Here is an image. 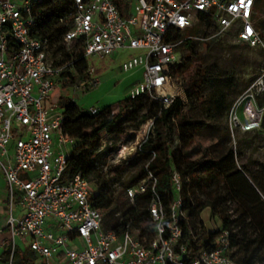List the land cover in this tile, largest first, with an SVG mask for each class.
Masks as SVG:
<instances>
[{"label": "built area", "instance_id": "built-area-1", "mask_svg": "<svg viewBox=\"0 0 264 264\" xmlns=\"http://www.w3.org/2000/svg\"><path fill=\"white\" fill-rule=\"evenodd\" d=\"M42 2L0 0V178L8 212L0 235L7 228L9 264L18 241L26 242L41 264H187L179 174H171L176 193L171 204L153 195L147 224L127 225L120 234L103 229L102 212L89 199L91 183L80 173L65 175L68 148L75 141L65 136L63 114L52 95L70 81L68 73L76 74L80 60L86 69L73 87L86 93L99 84L90 58L112 59L121 50H139L120 65L124 74H140L128 97L148 94L167 107L183 88L172 73L185 40L179 34L197 26L200 18L214 25L213 37L231 36L264 55V38L255 28V0H70L60 19L70 25L62 45L67 52L77 47L81 57L69 60L56 53L48 38L34 34L32 9ZM89 112L95 114L96 108ZM262 121L264 68L229 110L226 128L233 148L235 132L259 129ZM120 151L118 157L125 159ZM155 183L147 173L124 190V197L132 203L148 188L153 191ZM231 252L230 234L221 230L190 264H237Z\"/></svg>", "mask_w": 264, "mask_h": 264}, {"label": "trees", "instance_id": "trees-1", "mask_svg": "<svg viewBox=\"0 0 264 264\" xmlns=\"http://www.w3.org/2000/svg\"><path fill=\"white\" fill-rule=\"evenodd\" d=\"M69 5L70 0H43L32 9L34 34L48 38L56 45V53L66 60L81 57L77 47L67 52L62 45V36L70 29V25L61 23L60 19L66 17ZM254 20L256 30L264 38V0H255ZM209 25L208 20L200 18L196 27ZM197 28L186 30L184 36L182 35L185 38L182 47L187 50V54L172 72L174 77L181 79L182 87L184 82H190L191 88L184 93V98L176 97L169 106L163 107L158 99L144 94L134 99L127 96L117 106L107 105L91 114L89 109L78 107L70 98L59 97L63 132L75 141L65 175L80 173L91 183L89 199L100 211L110 209L115 203L114 190L111 187L115 178L127 176L122 186L124 195V190L136 186L147 173L155 177L153 191L148 188L143 194L136 195L132 203L125 198L128 209L120 214L113 227H103L120 234L127 225L139 227L141 223H148L146 209L153 195H157L165 206L171 204L176 196L171 174L176 171L181 180L179 196L185 212L182 222L183 238L187 247L185 262L190 264L208 248V242L219 231L226 230L231 238L230 257L237 264H264V187H261L253 176L246 174L244 166L243 169L237 167L232 146L226 150H202L195 144L202 123L193 115L196 108L192 104V97L195 94L191 92L197 90L199 94L203 89L213 90L207 102L214 104V98L233 85V78L229 76L226 78L227 82H216L215 85L201 79L205 77L206 71L195 66V62H200L201 59L200 53L196 52V44L201 43L205 50H211L219 46L220 38L200 42V31ZM7 39L10 43V36H7ZM261 58L260 68L257 74L246 81L247 86L264 68L262 52ZM195 68L198 69L194 71ZM85 69L84 60L77 62L76 74L68 73V84L76 83ZM95 73L98 74L97 71ZM149 121H152V125L147 137L139 144L135 156L128 162L129 166L115 165L107 174L103 173L99 164H103L114 152L117 146L114 139L128 133V137L132 139L133 134ZM200 153L201 159L210 157V160L202 164L193 162L192 158ZM197 167L201 174L196 172ZM261 167L264 169V166ZM254 183L259 185L261 190L256 188ZM247 201L249 202L246 203ZM233 203L236 207H242L241 215L236 219L228 212L224 214L218 209L223 204ZM205 208H210L213 215L218 214L221 220L219 231H206L200 220V213ZM234 226L240 227L239 234L243 240L239 250H234ZM248 227H252L254 234L246 232ZM3 232L7 233V228H4ZM9 255V248L0 251V263L9 264ZM36 260L37 257L28 249L21 253L15 248L11 264H36Z\"/></svg>", "mask_w": 264, "mask_h": 264}, {"label": "rangeland", "instance_id": "rangeland-1", "mask_svg": "<svg viewBox=\"0 0 264 264\" xmlns=\"http://www.w3.org/2000/svg\"><path fill=\"white\" fill-rule=\"evenodd\" d=\"M17 3L21 5L20 2ZM195 28L197 27H193V29ZM197 30L200 31V42L205 43L210 38L218 40L217 37H213L215 36V28L212 24L209 26H201L200 28L198 27ZM183 34H179L180 38ZM183 38L184 37L181 39ZM196 52L200 53L201 59L200 62H195V66L204 68L206 71L205 77L201 79L215 85L216 82H227L226 78L229 76L233 78V85L230 89L223 90L221 95L216 96L214 98V104L212 102H207V98L212 94L213 90L203 89L199 94L197 90L191 92L195 94L192 97V104L196 108L193 115L202 123V128L196 136L195 144L202 150L209 148L213 150H218L220 148L221 150H226L230 146L233 147V139L229 136L226 128L229 110L234 100L247 87L246 81L257 74L260 68L259 63L262 61L261 52L258 48H246L243 47L242 44L237 43L234 39L224 37L220 38L219 46L211 50H205L201 43H197ZM138 54H140L139 50H121L112 59L90 58L88 63L98 72V86L89 92L83 93L80 89L74 88L73 85L67 83L61 85L55 93H53L52 100L56 101L59 97H67L82 109H99L107 105L117 106L128 96L130 84L140 78V74L130 78L128 74L122 73L120 71L121 62L128 57ZM186 54L187 50L180 45L177 50L178 59L181 61ZM198 68H195L194 71ZM177 83L180 85L181 79H179ZM190 88V82H184V87L179 92V95L184 98V93L189 91ZM215 104L217 105L216 109ZM151 125L152 123L150 121L144 124L139 131L133 134L132 139L128 137L129 133L114 139L117 145L114 152L103 164H99V168L102 172L107 174L115 165H122L123 167L129 166L128 162L135 156V150L142 140L147 137ZM234 139L235 148H233V152L237 167L243 169L244 166L246 174H248V176H253L254 180L258 181L261 187H264V169L261 167L264 166V121H262L261 127L254 131L247 133H242L240 131L235 132ZM68 149L71 153L73 147L70 146ZM122 150L125 159L118 157V152L120 151V154H122ZM209 160L210 157L201 159V153L192 158V161L198 164H202L203 162L207 163ZM196 172L201 174L198 167L196 168ZM126 178L127 176H122L120 178H115L112 182L111 187L114 190L115 203L110 209H101L103 227L105 229L113 227L120 214L128 209V202L123 195L122 187ZM253 185H256L255 187L260 189L259 185L256 183ZM248 202L249 201L246 203ZM252 204L254 203L252 202ZM6 208V191L5 187L0 184V228L4 226L7 218L8 212L2 211ZM218 209L224 214L228 212L229 215H232L233 219H236L241 215L242 207H236L233 203L230 205L223 204L218 207ZM18 213L19 210L15 204L14 215ZM200 220L208 232L219 231L221 228V220L218 214L213 215L210 208H205L200 213ZM239 229L240 227L237 226H234L232 229L235 241L234 250H239L243 245ZM246 232L248 234H254L252 227H248ZM6 248L7 237L0 236V251ZM16 248L22 253L27 249V243L18 241ZM35 263L41 264L39 260Z\"/></svg>", "mask_w": 264, "mask_h": 264}, {"label": "crops", "instance_id": "crops-1", "mask_svg": "<svg viewBox=\"0 0 264 264\" xmlns=\"http://www.w3.org/2000/svg\"><path fill=\"white\" fill-rule=\"evenodd\" d=\"M137 74H139V73H138V72H135V73H132V74H128V76H129L130 78H132L134 75H137ZM96 76H97V74H96ZM132 84H133V82H132ZM132 84H130L128 90L130 89V87L132 86ZM0 184H1V186L4 187V182L2 181L1 178H0ZM18 210H19V209H18ZM2 211H6V209H4V210H2ZM19 213H20V210H19ZM2 234H3V235H2ZM2 234H1L0 236L7 237V233H4L3 230H2Z\"/></svg>", "mask_w": 264, "mask_h": 264}]
</instances>
